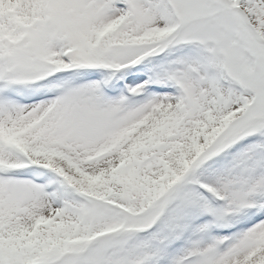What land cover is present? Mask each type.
Instances as JSON below:
<instances>
[{"label": "rangeland", "instance_id": "rangeland-1", "mask_svg": "<svg viewBox=\"0 0 264 264\" xmlns=\"http://www.w3.org/2000/svg\"><path fill=\"white\" fill-rule=\"evenodd\" d=\"M0 77V264H264V0H0Z\"/></svg>", "mask_w": 264, "mask_h": 264}, {"label": "bare ground", "instance_id": "bare-ground-1", "mask_svg": "<svg viewBox=\"0 0 264 264\" xmlns=\"http://www.w3.org/2000/svg\"><path fill=\"white\" fill-rule=\"evenodd\" d=\"M138 77L137 74L132 75L131 78ZM122 83V82H121ZM5 84V80L0 77V94L4 90L2 87ZM5 92H3V96H5ZM13 93L11 92L10 95ZM9 95V94H7ZM18 95H15L14 99L13 97H7V101L5 103V106H0V120L3 124L7 121L8 119L12 120V123L10 126L11 132H8V136H14L15 130L17 129H22L27 128L30 123L32 122H37L39 119L45 117L47 113L50 111L51 106L54 105V99H41L39 102L38 100L34 102L30 101H24L21 100V97H17ZM2 98V96L0 95ZM2 100H5L2 98ZM39 111H42V116L38 115L37 113ZM5 114V116H4ZM44 114V115H43Z\"/></svg>", "mask_w": 264, "mask_h": 264}]
</instances>
